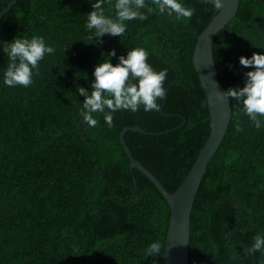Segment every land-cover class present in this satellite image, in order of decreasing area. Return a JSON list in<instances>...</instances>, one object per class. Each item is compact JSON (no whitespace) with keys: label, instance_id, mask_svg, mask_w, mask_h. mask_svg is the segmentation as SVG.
I'll list each match as a JSON object with an SVG mask.
<instances>
[{"label":"trees","instance_id":"trees-1","mask_svg":"<svg viewBox=\"0 0 264 264\" xmlns=\"http://www.w3.org/2000/svg\"><path fill=\"white\" fill-rule=\"evenodd\" d=\"M10 0H0V14ZM115 0H104L106 15ZM195 11L180 21L157 11L125 21V33L90 40L91 0H16L0 16V39L42 36L55 52L33 69L28 86H7L9 60L0 52V264H161L170 209L153 183L130 168L119 141L128 130L131 154L173 192L210 130L204 91L193 65L197 35L217 13L213 4L184 0ZM146 4L155 8L153 0ZM1 34L3 37H1ZM95 40V38H94ZM144 47L148 62L167 68L158 111L118 110L109 127L82 122L80 86L94 66ZM1 49V48H0ZM115 49L117 56L108 53ZM222 86H243L240 55L264 52V0H239L233 19L212 42ZM231 65V67H230ZM231 117L211 157L190 213L187 264H264L251 250L264 233V124L230 98ZM264 122V116H260ZM153 241L159 253L148 255Z\"/></svg>","mask_w":264,"mask_h":264},{"label":"clouds","instance_id":"clouds-1","mask_svg":"<svg viewBox=\"0 0 264 264\" xmlns=\"http://www.w3.org/2000/svg\"><path fill=\"white\" fill-rule=\"evenodd\" d=\"M205 4H213L220 10L225 0H202ZM155 8L146 4V0H115V14L106 15L103 7L104 0H91L92 11L87 13L86 29L90 31V40L102 43L105 35L121 37L127 25L125 21L145 20L147 13L157 11L168 16L175 15L180 21L190 18L195 9L186 6L184 0H153ZM147 9V13L141 11ZM95 38V40H94ZM0 48L6 54L9 63L3 73V83L7 86L32 83L33 69H37L39 61L45 54H52L55 49L46 44L42 36L19 37L9 41L0 39ZM148 51L142 47H133L121 54L117 63L110 59L98 62L93 69L94 79L89 88L80 86L79 95L84 97L81 109L82 122L88 126H95L98 120L95 113L103 114L105 123L111 127L113 113L118 110L136 112L143 106V110L158 111L159 101L166 95L164 81L167 68L156 70L148 62ZM108 56L116 57L115 49ZM240 65L248 68L245 72L243 86L228 87L223 94L237 100L243 106L244 113L260 128L264 122L259 119L264 116V52H253L250 56L240 55ZM231 67V65H230ZM161 243L153 241L148 247V255L159 253ZM251 250L264 254V233H257L251 244Z\"/></svg>","mask_w":264,"mask_h":264},{"label":"water","instance_id":"water-1","mask_svg":"<svg viewBox=\"0 0 264 264\" xmlns=\"http://www.w3.org/2000/svg\"><path fill=\"white\" fill-rule=\"evenodd\" d=\"M15 2L16 0H10L4 11H7ZM238 6L239 0H225L222 9L217 10L214 17L197 35L192 60L196 75L204 91L210 119V130L190 169L173 192L167 191L157 177L133 157L123 138L124 133L128 130L153 133L144 131L138 125L123 126L119 132V141L129 159L130 168L139 170L153 183L170 209L161 264H187L190 213L195 194L207 165L219 148L230 122V98L223 94L225 88L217 77L212 42L216 34L233 19ZM1 37H3L2 34ZM1 51H3L2 48Z\"/></svg>","mask_w":264,"mask_h":264}]
</instances>
